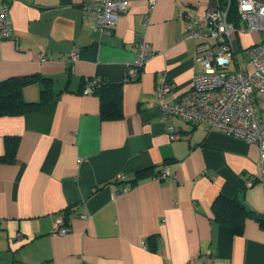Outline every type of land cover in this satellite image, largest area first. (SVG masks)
Here are the masks:
<instances>
[{
    "label": "crops",
    "instance_id": "0c3cea01",
    "mask_svg": "<svg viewBox=\"0 0 264 264\" xmlns=\"http://www.w3.org/2000/svg\"><path fill=\"white\" fill-rule=\"evenodd\" d=\"M209 1L157 0L149 9L147 0H131L113 31L101 35L82 18V0H10L0 91L25 77L24 100H46L0 115V156L5 137L18 139L15 160L0 161V264H264L257 144L176 115L163 122L158 105L159 83L172 85L162 100L173 102L201 70L179 9L199 16ZM141 37L152 54L124 81ZM71 51L76 60L59 58ZM42 52L53 59L39 62ZM92 78L123 84L121 118H101L99 96L83 92ZM167 124L180 138L170 137ZM163 168L173 176L157 179ZM141 169L149 174L125 190ZM218 194L238 197L251 211L242 233L213 219ZM56 220L69 231L53 232Z\"/></svg>",
    "mask_w": 264,
    "mask_h": 264
},
{
    "label": "built area",
    "instance_id": "2783aa9c",
    "mask_svg": "<svg viewBox=\"0 0 264 264\" xmlns=\"http://www.w3.org/2000/svg\"><path fill=\"white\" fill-rule=\"evenodd\" d=\"M131 0H82V18L89 22V27L101 35L111 33L119 15L128 9ZM10 0H0V39L11 35L9 19ZM157 0H147L152 9ZM237 17L229 18L231 0H210L199 16H190L179 9L178 18L184 19V37L196 39L194 59L201 65V70L194 73L190 87L183 91L173 102L162 100L172 85L161 82L157 85L156 95L161 109V118L166 122L169 116L176 115L193 124H201L206 129L219 130L247 142L257 144L260 161L264 165V0H236ZM259 32L258 41L241 47L244 52V64L240 67L235 46V36ZM240 49V48H239ZM152 54L149 42L141 37L136 43V56L126 64L124 81H130L139 74L140 68ZM61 60L74 61L76 51H71ZM53 59L48 53H39L38 61ZM235 65L230 68V64ZM101 78H92L85 85L84 93H93L94 86ZM256 106L260 110H256ZM172 139L180 138V132L167 124ZM173 176L163 168L157 179ZM254 179H247L251 186ZM125 187V190L128 189ZM84 217V215H81ZM52 231L65 234L69 226L56 220ZM208 262H216V256L205 253ZM81 264H89L82 260ZM189 264H194L192 261Z\"/></svg>",
    "mask_w": 264,
    "mask_h": 264
},
{
    "label": "trees",
    "instance_id": "16d2710c",
    "mask_svg": "<svg viewBox=\"0 0 264 264\" xmlns=\"http://www.w3.org/2000/svg\"><path fill=\"white\" fill-rule=\"evenodd\" d=\"M231 1L232 8L229 18L235 19L237 17L236 0ZM30 80L25 77H16L3 83L8 85V82H10L12 87L6 91H0V115L22 114L43 105L46 100L45 97L34 102L24 100L21 89ZM48 81L47 78H43L40 81V83L44 82V84L42 83L43 93L46 91L47 85L45 83ZM93 93H96L100 98V115L102 119H118L122 117L123 84L121 82H108L102 79L99 84L94 86ZM17 143V137H5V153L0 156V161L11 163L15 160ZM149 171V169L137 171L135 176L128 180V186L135 185L143 176L149 174ZM211 209L213 219L219 223L229 225L235 234L242 233L244 219L252 214L238 197H227L223 194H218L215 197Z\"/></svg>",
    "mask_w": 264,
    "mask_h": 264
},
{
    "label": "rangeland",
    "instance_id": "374dc122",
    "mask_svg": "<svg viewBox=\"0 0 264 264\" xmlns=\"http://www.w3.org/2000/svg\"><path fill=\"white\" fill-rule=\"evenodd\" d=\"M259 32H252V33H249V34H244L241 36V43H242V46L244 47V45H248L250 43H254L256 41H258L259 39ZM241 46V45H240ZM237 57H238V60H239V63L244 66V62L243 60L245 59L244 58V52L242 50V48L240 47L238 53H237ZM235 65L233 63L230 64V68H234ZM260 104L262 107H264V100L261 98L260 99ZM256 110H260V107L256 106Z\"/></svg>",
    "mask_w": 264,
    "mask_h": 264
}]
</instances>
